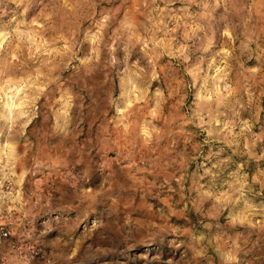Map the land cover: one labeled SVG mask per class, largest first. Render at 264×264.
I'll list each match as a JSON object with an SVG mask.
<instances>
[{
  "label": "clouds",
  "instance_id": "1",
  "mask_svg": "<svg viewBox=\"0 0 264 264\" xmlns=\"http://www.w3.org/2000/svg\"><path fill=\"white\" fill-rule=\"evenodd\" d=\"M141 245L264 264V0H0V264Z\"/></svg>",
  "mask_w": 264,
  "mask_h": 264
},
{
  "label": "rangeland",
  "instance_id": "2",
  "mask_svg": "<svg viewBox=\"0 0 264 264\" xmlns=\"http://www.w3.org/2000/svg\"><path fill=\"white\" fill-rule=\"evenodd\" d=\"M106 216L107 213L105 212ZM82 222L79 224L77 231L79 232L80 239H93L99 238L103 239L102 236H99L100 230L93 231L92 224L90 223V218H96V213L88 212L87 210H83L80 213ZM157 251H160L158 246H154L151 248H146L143 245L138 246L134 250L125 252V249L120 248L118 252L114 255L106 257V259L110 261H125L127 260V264H153L151 261V256L155 255ZM148 254L149 259L144 260L140 255ZM95 264H103V261H96Z\"/></svg>",
  "mask_w": 264,
  "mask_h": 264
}]
</instances>
